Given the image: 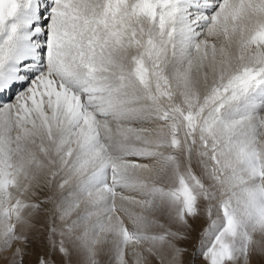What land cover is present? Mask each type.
<instances>
[{"label": "snow or ice", "instance_id": "1", "mask_svg": "<svg viewBox=\"0 0 264 264\" xmlns=\"http://www.w3.org/2000/svg\"><path fill=\"white\" fill-rule=\"evenodd\" d=\"M45 213L35 264L264 257V0H0L3 264Z\"/></svg>", "mask_w": 264, "mask_h": 264}, {"label": "rangeland", "instance_id": "2", "mask_svg": "<svg viewBox=\"0 0 264 264\" xmlns=\"http://www.w3.org/2000/svg\"><path fill=\"white\" fill-rule=\"evenodd\" d=\"M128 194V193H127ZM129 195H134V193H129ZM127 207H132L130 205H126ZM51 208V205L48 206ZM136 210V209H133ZM49 213H45L43 215H40L36 218L35 223L37 229H39V240L35 239L36 233H33V239L31 246L27 249L28 255L25 256L24 264H35V261L37 259V255L47 250V230H46V220L45 217ZM192 227L189 233V240L183 244L184 247H187L189 249L188 255L185 256V262L186 264H189V262L195 260V264H204L203 259L201 258H194L192 253L199 247L200 239H201V232L205 227H207V220L206 218L201 215L196 220L190 221ZM150 231L158 232L160 231L158 228H152ZM256 239H260V237L257 235L255 237ZM58 261H63V257H57ZM84 259L83 254L79 253H73V255L68 259L67 264H81L82 260ZM102 261L104 264L107 262L106 256H101ZM0 264H3V257L0 256ZM153 264H156L155 261H153ZM252 264H264V257L260 256H254L252 259Z\"/></svg>", "mask_w": 264, "mask_h": 264}, {"label": "bare ground", "instance_id": "3", "mask_svg": "<svg viewBox=\"0 0 264 264\" xmlns=\"http://www.w3.org/2000/svg\"><path fill=\"white\" fill-rule=\"evenodd\" d=\"M127 194V193H126ZM129 194V193H128ZM119 203V202H118Z\"/></svg>", "mask_w": 264, "mask_h": 264}]
</instances>
